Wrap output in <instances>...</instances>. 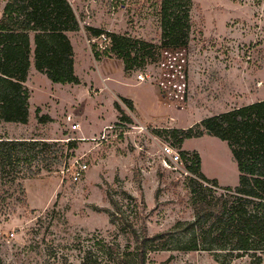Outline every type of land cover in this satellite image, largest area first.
I'll return each mask as SVG.
<instances>
[{"label":"rangeland","instance_id":"rangeland-1","mask_svg":"<svg viewBox=\"0 0 264 264\" xmlns=\"http://www.w3.org/2000/svg\"><path fill=\"white\" fill-rule=\"evenodd\" d=\"M9 1L0 0V20ZM70 1L81 27L145 41L150 53L127 70L107 52L108 33L83 30L73 38L78 82L66 83L38 71L32 55L29 121L0 120V138L36 137L53 147L16 177L0 172L5 264H82L90 253L98 264H264V254L203 249L188 186L193 174L165 165L161 151L172 145L185 166V151L199 153L218 191L239 185L227 141L209 134L203 120L264 100V0H177L190 15L188 42L180 47L162 44L161 0ZM75 121L81 127L73 130ZM167 128L202 134L178 148ZM46 164L52 170L31 176ZM109 247L116 248L113 257Z\"/></svg>","mask_w":264,"mask_h":264},{"label":"trees","instance_id":"trees-1","mask_svg":"<svg viewBox=\"0 0 264 264\" xmlns=\"http://www.w3.org/2000/svg\"><path fill=\"white\" fill-rule=\"evenodd\" d=\"M176 2L161 0L162 44L166 47H180L188 42L190 15ZM80 29L70 0H10L7 3L0 20V120L29 121L30 91L25 83L32 55L36 69L53 82H78L74 71V47L69 33ZM86 30L95 37L106 32L93 26H87ZM106 33L111 37V47L107 52L121 58L127 70L138 61V56L145 58L150 53L146 50L145 41L132 40L125 34ZM133 51L137 52L135 58ZM94 53L97 59L101 58V51ZM126 119L132 122L131 118ZM203 124L215 136L227 141L240 171L239 185L218 191V180L202 172L199 153L184 152L188 163L186 167L193 174L188 179V186L192 193L194 224L202 236L203 249H228L237 257L259 254L258 257L262 259L264 100L208 117ZM167 132L177 139L178 148L182 147L185 139L202 134L200 130L193 132L192 128H167ZM73 143L69 142L67 146L73 147ZM52 147L47 140L36 137L0 138V172L16 177L24 168L31 169L34 164L38 166L40 161L46 160ZM43 169L52 170L51 165H42L32 170L31 176L41 174ZM147 239L154 240L150 236ZM206 242L210 245H206ZM106 250L113 257L116 248ZM140 252L139 259L142 257L144 260L143 248ZM91 257V253L88 254L82 264H98L96 260L90 263ZM110 260L114 264H122L116 259ZM0 264H5L1 256Z\"/></svg>","mask_w":264,"mask_h":264},{"label":"built area","instance_id":"built-area-1","mask_svg":"<svg viewBox=\"0 0 264 264\" xmlns=\"http://www.w3.org/2000/svg\"><path fill=\"white\" fill-rule=\"evenodd\" d=\"M100 36H104L105 38H107L106 33H102ZM139 78L143 79V75L140 74ZM68 120L69 121L72 120L71 115L68 117ZM80 127H81V124L79 122L75 121L71 124V128L73 130L79 129ZM161 151H162L163 155L165 156V159H164L165 165H167L168 167H171L170 165H175L176 168H181V166H183L185 174L186 175H192V173L185 166L184 160H183V157H182V154L180 153V151L175 149L170 144H165V145L161 146ZM86 166H87L86 164L82 165L83 168H85ZM81 176H82V170H77V171L73 172L74 180H76V181L80 180Z\"/></svg>","mask_w":264,"mask_h":264},{"label":"crops","instance_id":"crops-1","mask_svg":"<svg viewBox=\"0 0 264 264\" xmlns=\"http://www.w3.org/2000/svg\"><path fill=\"white\" fill-rule=\"evenodd\" d=\"M71 2V1H70ZM72 3V2H71ZM72 5H73V3H72ZM73 7H74V9H75V7L76 6H74L73 5ZM75 12H76V14H77V10L75 9ZM94 26V25H93ZM95 27H99V26H95ZM100 28V27H99ZM86 31V29H85V27H81V29H80V31H74V32H70L69 33V36H70V38H71V40H72V44H73V46H74V42H73V38L75 37V35L78 33V32H81V31ZM33 68V67H32ZM202 168H203V162H202ZM202 172L203 173H205L204 171H203V169H202Z\"/></svg>","mask_w":264,"mask_h":264},{"label":"water","instance_id":"water-1","mask_svg":"<svg viewBox=\"0 0 264 264\" xmlns=\"http://www.w3.org/2000/svg\"><path fill=\"white\" fill-rule=\"evenodd\" d=\"M208 133L210 134V133H211V131H208Z\"/></svg>","mask_w":264,"mask_h":264}]
</instances>
